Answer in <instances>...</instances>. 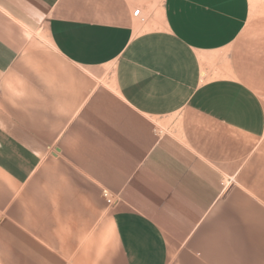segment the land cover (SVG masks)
Segmentation results:
<instances>
[{"label": "crops", "instance_id": "obj_1", "mask_svg": "<svg viewBox=\"0 0 264 264\" xmlns=\"http://www.w3.org/2000/svg\"><path fill=\"white\" fill-rule=\"evenodd\" d=\"M0 264H264V0H0Z\"/></svg>", "mask_w": 264, "mask_h": 264}, {"label": "built area", "instance_id": "obj_2", "mask_svg": "<svg viewBox=\"0 0 264 264\" xmlns=\"http://www.w3.org/2000/svg\"><path fill=\"white\" fill-rule=\"evenodd\" d=\"M140 13L141 9L139 8L133 12V16L140 18L143 21L144 19L142 18V15H140ZM104 197L107 199L108 204H113L115 202L114 199L110 197V194L107 191H104Z\"/></svg>", "mask_w": 264, "mask_h": 264}]
</instances>
